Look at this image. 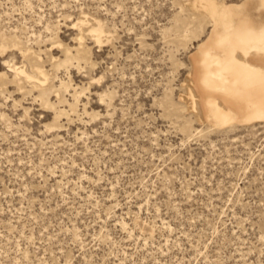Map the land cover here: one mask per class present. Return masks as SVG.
Segmentation results:
<instances>
[{
    "label": "rangeland",
    "instance_id": "obj_1",
    "mask_svg": "<svg viewBox=\"0 0 264 264\" xmlns=\"http://www.w3.org/2000/svg\"><path fill=\"white\" fill-rule=\"evenodd\" d=\"M191 3L0 0V264H264V119L191 112Z\"/></svg>",
    "mask_w": 264,
    "mask_h": 264
},
{
    "label": "bare ground",
    "instance_id": "obj_2",
    "mask_svg": "<svg viewBox=\"0 0 264 264\" xmlns=\"http://www.w3.org/2000/svg\"><path fill=\"white\" fill-rule=\"evenodd\" d=\"M191 6L213 26L211 38L191 57L186 93L191 112L216 128L263 120L264 24L249 19L246 7L253 6L264 15V0H246L235 6L218 0H192ZM36 70L42 77L36 80L41 103L50 106L44 88L46 74L37 66Z\"/></svg>",
    "mask_w": 264,
    "mask_h": 264
}]
</instances>
